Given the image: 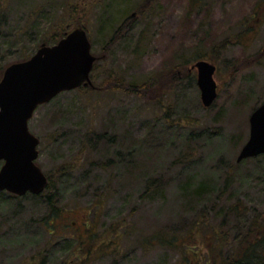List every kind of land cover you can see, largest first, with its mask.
<instances>
[{
	"label": "rangeland",
	"instance_id": "rangeland-1",
	"mask_svg": "<svg viewBox=\"0 0 264 264\" xmlns=\"http://www.w3.org/2000/svg\"><path fill=\"white\" fill-rule=\"evenodd\" d=\"M0 1V79L65 11L66 30H85L96 58L89 85L28 121L35 164L56 175L60 211L48 226L60 237L41 227L40 194L0 192V264H208L219 246L236 255L239 235L264 219V155L237 161L264 102V0ZM200 60L216 67L210 107L191 68ZM108 158L111 168L96 166ZM148 179L161 187L145 194ZM185 227L182 247L158 243Z\"/></svg>",
	"mask_w": 264,
	"mask_h": 264
},
{
	"label": "water",
	"instance_id": "water-1",
	"mask_svg": "<svg viewBox=\"0 0 264 264\" xmlns=\"http://www.w3.org/2000/svg\"><path fill=\"white\" fill-rule=\"evenodd\" d=\"M87 33L74 29L53 45H42L23 62L13 63L0 79V192L23 196L41 194L47 179L35 164L38 139L29 132L28 121L36 108L61 92L90 84L95 57ZM197 72L201 103L210 107L217 97L214 64L200 60ZM264 154V102L249 117V137L237 161Z\"/></svg>",
	"mask_w": 264,
	"mask_h": 264
},
{
	"label": "trees",
	"instance_id": "trees-1",
	"mask_svg": "<svg viewBox=\"0 0 264 264\" xmlns=\"http://www.w3.org/2000/svg\"><path fill=\"white\" fill-rule=\"evenodd\" d=\"M67 9L70 10L71 7H68V5H66ZM41 8V7H40ZM0 10H1V1H0ZM41 10L39 12L36 11H32L29 14L28 17V23L29 26L34 22L35 18L41 13ZM71 12V10H70ZM70 12H66L61 15L60 17H57V19L51 24L49 30H47L48 32L44 33V38L47 37L46 40H44L42 44L44 45H53L56 42H58L62 37L65 36V33H67L68 29L67 27L69 26V28H71L72 23L68 24V21L70 20ZM123 24V23H122ZM32 26V25H31ZM67 29V30H66ZM139 51V49H138ZM195 56H197V54H195ZM30 57V56H29ZM28 57H24L22 58V60L27 59ZM93 72V71H92ZM156 80V79H155ZM155 82L153 80V78L143 82L141 84L140 88H137V92H143V93H147L148 90L151 89V87L154 86ZM174 82H179L178 80L176 81V78L174 80ZM134 87V86H133ZM83 87H79L78 89H82ZM129 88H132V85L130 87H128V91ZM101 137H104L105 135H99ZM113 163L112 159H106L103 162H99L96 164L97 167L99 168H103V169H108L111 168V164ZM126 166L128 168H132L134 163H131V161H127ZM136 166V165H135ZM134 167V166H133ZM59 170H57L58 172ZM59 174V173H58ZM55 176H53V178H51L50 176H47V185L44 189V191L39 195V197H41L40 199H42L46 205V215L44 216L43 219H41V227L43 229H46L47 232H53L56 231L54 230L52 227L50 228V222L53 220H56L57 215L59 214L60 211V207H58L57 203H58V195H57V190H56V183L54 182ZM161 180L159 179H148L145 182V194H149L151 193L154 189L156 188H160L161 184H160ZM230 183L229 180H227L225 182V185L223 186V190H227L229 187ZM202 187V186H200ZM196 195H200L201 194V188H198L195 191ZM12 197V196H10ZM37 197V196H35ZM13 198V197H12ZM232 211L235 213H238L239 211H241L240 206L237 204H235L234 206L231 207ZM87 225V224H86ZM259 225V227H258ZM197 226L196 223H192L190 225V228L192 229L193 227ZM256 228V233H253V229ZM185 230L187 231V227H185L184 230H179V229H171L170 233L172 235V239L170 238L169 240H167L163 235H159L158 236V243L160 245H168V246H174V247H182L183 244L181 243V239L186 236L187 237V233L185 232ZM241 235H239L238 237V246H237V254L236 255H224L222 248L219 246L218 250H216L215 252H212V257L210 258V261L208 262V264H264V219L261 218V216L256 215L255 219L249 224L246 232L243 234V237L240 238ZM77 239V238H76ZM219 240V239H218ZM217 240V241H218ZM153 241V240H151ZM185 248H187L185 246ZM186 256L183 258L185 261H190V258L188 257V254H185ZM216 256H218V258H221V260H217L214 259ZM188 264V262H187ZM192 264H201L199 262L198 259L194 260L192 262Z\"/></svg>",
	"mask_w": 264,
	"mask_h": 264
},
{
	"label": "flooded vegetation",
	"instance_id": "flooded-vegetation-1",
	"mask_svg": "<svg viewBox=\"0 0 264 264\" xmlns=\"http://www.w3.org/2000/svg\"><path fill=\"white\" fill-rule=\"evenodd\" d=\"M38 145H39V143H38ZM1 166V165H0ZM79 229H82L83 231H84V229H85V227H84V229H83V227H81V228H79ZM50 235H52V236H56L57 238H59L60 237V233L58 232V231H53V232H48ZM76 238H78V237H76Z\"/></svg>",
	"mask_w": 264,
	"mask_h": 264
}]
</instances>
